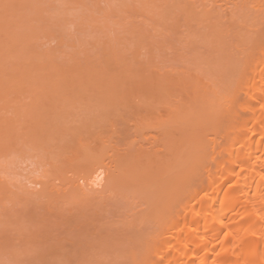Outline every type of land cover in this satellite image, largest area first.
I'll return each instance as SVG.
<instances>
[{
  "label": "rangeland",
  "instance_id": "rangeland-1",
  "mask_svg": "<svg viewBox=\"0 0 264 264\" xmlns=\"http://www.w3.org/2000/svg\"><path fill=\"white\" fill-rule=\"evenodd\" d=\"M224 1L231 0H0V264L139 261L151 243L147 236L157 231L155 222L143 217L146 204L130 190L105 189L106 176L98 187L82 177L88 176L92 160L107 175L115 170L112 160L118 153L152 145V135L157 137L161 127L153 116L166 117L169 109L182 107L191 90L206 91L208 101H215L211 90L219 96L220 89L226 91L234 74V66L227 64L232 53L226 49L236 39L231 30L228 44L233 43L228 45L224 34V46L213 49L207 29L216 34L215 26L224 27V21L213 23L215 28L204 25L210 22L205 10L219 16L228 12L230 3ZM188 72L193 78L190 74L192 79L185 80ZM183 79L188 89L182 87ZM186 90L191 97L183 94ZM151 93L157 94H152L155 101ZM199 100L185 102L187 112L177 108L187 118H179L185 120L183 127L191 126ZM129 142H134L132 148ZM125 143L131 149L126 151ZM83 149L89 155L84 150L82 156ZM88 193L93 195L88 198Z\"/></svg>",
  "mask_w": 264,
  "mask_h": 264
},
{
  "label": "bare ground",
  "instance_id": "bare-ground-1",
  "mask_svg": "<svg viewBox=\"0 0 264 264\" xmlns=\"http://www.w3.org/2000/svg\"><path fill=\"white\" fill-rule=\"evenodd\" d=\"M226 2L230 3V5H226L228 12L225 13L227 15L225 20L220 19V17L224 18V13L223 16L222 14L219 16L220 12L216 15L214 10V14L219 17L215 16L216 18H214L213 11V15L207 10L204 12V14L207 13L206 21H210L204 23V25L206 24L207 26L209 23L207 28L213 26V28L216 27L215 30L219 31L215 34L216 31H213V28V32L209 30L210 28L207 29L208 31L205 29L206 33L212 37L210 39V35L205 33L207 37H210L206 39L212 42L211 44L213 45L211 46L213 49L219 50L222 48L227 39L228 44L231 40L230 38L233 37L232 34L235 36L233 37L234 42L236 39V45L235 43L231 44L234 47L231 49V46H229L230 48L227 46L228 49H226V51L229 50L234 55V58L237 55L236 60L232 59L233 56L231 54L228 55L229 61L227 64L232 65L231 67L234 66L232 70V74L234 72L232 75L233 81H231L232 83L227 82L226 86V91L229 90L226 94V91L223 92L220 89L221 93L220 91L219 93L222 98L217 94L218 91L211 90L215 95V101L218 98H224L223 102L220 101L221 103L219 104L216 102V105L214 104V99H211L212 97H208L211 99L209 101L204 100V97H207L206 91H201L203 92L201 94V92L192 88V97L189 95V91V93L187 90L184 91L183 94L185 93L186 97H191H188L190 100L187 98L188 102H192V100L196 102L197 99H200L199 102L202 101V103L208 105L203 104L201 106L202 103L198 102L200 106L197 108L200 109V112L196 108L193 112L195 115L192 118L190 115L192 119L191 126L183 127L181 124L185 120L182 123L179 122V118L184 115V112L181 113L179 109L183 111L186 108L185 102L187 101L183 102L182 107L176 106L174 109H169L170 112L168 111L169 114L166 113L167 116H164L165 118L152 115L158 121L155 124L161 126L157 137L152 135V138L155 139L151 143L152 145L143 147L139 144L138 148L134 146L136 148L134 152V149L129 152L127 150L132 148L134 142L131 143L132 145L129 142L131 148L129 144L125 143L127 146L124 148L127 152L124 153L122 150V154H117V150L113 153L114 156L117 154L116 158L112 160L115 163L113 165L115 170L113 169L110 172L112 170L110 169L108 171L110 173L108 174L107 172V175H105L106 173L103 170H98V167L101 168L97 165L99 164L98 161L92 160L94 164H91V169L89 167L86 168L90 169L88 176L83 175L82 177L83 181L88 183L87 185L90 183L91 186L98 187L99 185L102 186V178L106 176L107 183L105 185V180L103 181L104 188L106 186H109L111 190L114 187L116 190L121 188V190L125 189V193L128 192L126 190H130L129 193L133 194V198H138L146 204L147 211L144 208L146 212L143 217H147V220L150 218V221L153 220L151 222H155V225L153 223L152 226H156L157 231L151 238L147 236L146 239L150 240L149 242L151 243L147 246L143 244L146 246V253H142V255L144 254L142 261H140L142 258L141 254L137 258L139 261L134 257V260L138 261L135 262L136 264H264V0H231ZM253 6L255 7L254 10L257 8L261 13L253 11ZM219 21H222L221 24L224 21V27L221 26L224 29L227 28L226 26L229 27V30L225 29L226 33L222 32L224 29L219 27ZM213 23L219 24V28ZM210 24L213 25L211 26ZM231 30L233 32H231L232 34L230 33V37L228 33ZM224 34L228 35V38ZM230 43L233 42L231 41ZM215 46H218V48ZM233 48L236 51H231ZM218 53L219 51L217 55ZM230 56H232L231 61ZM223 59H226V61L224 60L226 66L227 56L225 55ZM229 62L232 63L230 64ZM227 68L229 69L230 67L228 66ZM2 70L0 68V74H3ZM228 72H230L231 76V71ZM185 73H183L185 80L192 77L190 72H188L187 76ZM188 75L191 77H188ZM193 75H195L194 79L199 80L200 77L198 76V78L197 74ZM198 75L200 74L198 73ZM184 79L183 81H185ZM154 80L156 79L154 78ZM185 82H183L184 86H182V83L180 86L188 89L190 84L188 85V81L186 82L187 84ZM177 83L174 82L173 84ZM199 83L203 84V81L201 80ZM153 84L155 85V82ZM156 84L157 86L162 85L160 83ZM228 86L230 87L228 88ZM182 87L181 89L183 90ZM152 89L151 92L158 94L162 88L158 89L157 87L158 92ZM178 89L176 86V90ZM152 94L154 93H151V98ZM157 94H154L153 98L155 96L157 98ZM198 96L202 98H198ZM181 99L183 100V98ZM182 100L179 101L182 103ZM187 104V106H192L190 103ZM192 110L190 112L189 109L190 114H192ZM186 112L185 114H187ZM10 119L9 121L8 118V121L12 125L11 123L14 120H12V117ZM156 120H153V123L157 122ZM80 140L82 141L83 139L80 137ZM74 149L76 148H71L70 151H75ZM84 150H81V155L86 156L84 155L85 151L89 155L88 151ZM101 151L102 149L99 148L100 153ZM94 153L98 159H101L99 158L101 155L98 152ZM79 156L80 153L76 155L77 158ZM80 164L82 163L80 162ZM102 167L104 168L103 165ZM78 168L80 167L76 169L78 170ZM106 168L108 170L109 166ZM80 169L79 171L85 172L84 167ZM80 184L78 189H81ZM82 189L89 192L88 187ZM93 191L95 192V190ZM83 192L82 190L80 191L81 194ZM83 195H86L85 192ZM92 195L88 193L86 197L89 198ZM88 198L85 199L88 201ZM138 204L140 205L139 201ZM129 207L131 208V206ZM133 214L135 215V213ZM145 248H142L143 251Z\"/></svg>",
  "mask_w": 264,
  "mask_h": 264
}]
</instances>
